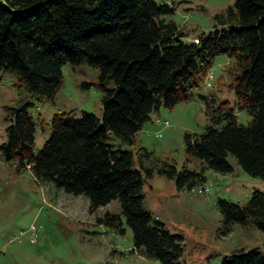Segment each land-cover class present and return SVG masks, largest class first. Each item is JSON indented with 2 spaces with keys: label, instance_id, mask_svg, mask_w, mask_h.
<instances>
[{
  "label": "trees",
  "instance_id": "obj_1",
  "mask_svg": "<svg viewBox=\"0 0 264 264\" xmlns=\"http://www.w3.org/2000/svg\"><path fill=\"white\" fill-rule=\"evenodd\" d=\"M173 12L155 0H0V71H13L32 96L54 104L63 67L87 64L98 70L103 93L100 120L90 113L79 118L55 113L36 154L32 104L8 108L3 160L29 169L39 182L86 197L90 213L118 200L133 248L161 264H180L182 239L144 208L141 172L133 168L131 153L109 140L114 136L133 145L149 114L185 101L218 56L235 63L237 106L251 123L241 125L232 112L224 114L222 128L185 136L186 152L203 164L200 173H177L173 167L159 172L174 179L178 190H191L204 183L206 171L232 173L231 155L245 174L264 180V0H234L195 41L185 40L166 20ZM145 173L150 178L152 169ZM217 207L224 234L249 218L264 234V192H254L243 206L220 199ZM97 222L120 225L109 213ZM220 264H264V250H240Z\"/></svg>",
  "mask_w": 264,
  "mask_h": 264
},
{
  "label": "rangeland",
  "instance_id": "obj_2",
  "mask_svg": "<svg viewBox=\"0 0 264 264\" xmlns=\"http://www.w3.org/2000/svg\"><path fill=\"white\" fill-rule=\"evenodd\" d=\"M173 8L166 17L184 35L195 41L210 31L214 17L234 0H155ZM235 63L225 56L215 58L204 82L188 98L171 109L159 107L134 136V144L112 136L109 143L131 153L133 168L144 178L143 206L166 230L182 239L180 264H220L240 250H264V234L252 219L233 224L224 234L217 202L222 199L245 205L256 191L264 192V180L245 174L233 156L230 174L204 173L203 184L178 190L174 179L159 170L173 167L177 173H200L202 162L185 149V136L202 134L206 128H222L232 112L241 125L251 123L245 110L238 109L234 92ZM98 70L80 64L63 67V78L54 104L36 99L19 83L11 70L0 71V146L6 142L7 109L32 104L29 113L36 122L33 153L50 135L55 113L79 118L90 113L102 117V91L97 86ZM111 86V84H110ZM218 119V120H217ZM145 150L149 157L138 152ZM151 159L157 164L153 167ZM152 169L150 178L145 170ZM120 219L118 228L97 222L105 214ZM0 264H161L141 256L132 244L118 200L89 212L84 196H72L52 182H39L29 169L5 162L0 151Z\"/></svg>",
  "mask_w": 264,
  "mask_h": 264
}]
</instances>
